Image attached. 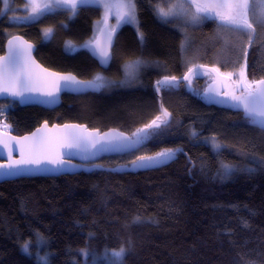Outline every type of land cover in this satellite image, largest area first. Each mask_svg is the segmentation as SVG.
Instances as JSON below:
<instances>
[{
    "label": "trees",
    "instance_id": "1",
    "mask_svg": "<svg viewBox=\"0 0 264 264\" xmlns=\"http://www.w3.org/2000/svg\"><path fill=\"white\" fill-rule=\"evenodd\" d=\"M156 1L136 0L141 33L121 25L112 63L103 70L84 49L98 33L99 7L80 6L75 15L58 8L13 23L0 0V55L9 37L21 35L37 46L35 57L45 67L109 81L98 94H65L54 110L0 101V128L22 136L43 123H78L134 136L154 120L161 112L154 83L191 67L185 28L159 19ZM218 23L198 27L199 42L191 41L189 52L205 55L202 45L215 33L227 48L221 55L211 47L202 64L233 75L243 66L251 79H264V23L253 22L251 37L238 31L230 44L217 33L234 30ZM136 60L141 65L128 79L125 67ZM158 92L171 120L149 131L138 150L73 175L0 183V264H37L38 252L48 264H107L105 255L121 247L123 264H264V130L241 112L208 104L184 83ZM166 149L179 151L164 163L130 169L139 157Z\"/></svg>",
    "mask_w": 264,
    "mask_h": 264
},
{
    "label": "snow or ice",
    "instance_id": "2",
    "mask_svg": "<svg viewBox=\"0 0 264 264\" xmlns=\"http://www.w3.org/2000/svg\"><path fill=\"white\" fill-rule=\"evenodd\" d=\"M168 4L167 10L163 7H157V14L163 22H171L173 18H183L186 24L195 26L207 19L217 20L218 26L223 30H235L248 34L250 37L255 31L253 23L250 21V13L256 16L259 22L264 23V0H165ZM4 8L9 7V0H3ZM80 6H97L104 9L105 26L107 27V17L113 13L116 19V26L123 24H134L137 22L136 18V0H46L41 4L40 0H26V8L30 10L31 15L23 17V19H34L43 14L44 11H52L57 8H62L70 11L73 15L76 14ZM115 28H109L107 31L108 43H111V35ZM51 29L45 31V38H50ZM141 40L143 35L141 34ZM251 42V41H250ZM9 55L4 64H0V92H8L12 96H24V92L31 87L32 78L27 73L25 56L30 52L31 45L27 49L14 46L13 42H9ZM95 43V42H90ZM183 47V45H182ZM93 54L100 58L102 65H107L111 59V53L107 47H101L98 43L92 49ZM245 66H246V50H245ZM141 62L135 61L127 65V75L132 78L135 76L137 69ZM203 68V65L199 66ZM218 72V68L212 69ZM195 66L188 69V73L184 75V80H189L193 75ZM229 77L232 73L227 74ZM64 87L76 91H84L87 89L100 90L105 87L109 81L101 75H96L94 79L89 81H82L76 79L74 76H67L63 78ZM177 78L164 77L162 81H158V85L175 86ZM240 85V94L233 93L230 99L235 102V106L241 108L246 118L253 124L264 128V79L258 81H248L244 67L242 66L238 73L236 81ZM52 95V93H48ZM170 114L165 109L163 116L168 117ZM166 120H162L157 116L145 129H159ZM68 127V126H66ZM77 128L79 126H71ZM143 130H137L138 142L140 133ZM195 135V133H193ZM120 135H110L105 133L103 137L94 138L90 133H72L67 137L62 145L68 149H78L80 151H87L89 148H97L100 150H112L119 145ZM27 139V138H25ZM0 143H3L0 141ZM8 147L7 144L4 145ZM219 148V145H215ZM14 150V149H13ZM34 150V149H30ZM179 151V149L175 150ZM175 151L166 149L163 152L157 153L155 157H139L142 162L140 166L149 167L156 164L164 163L174 157ZM23 155V152H21ZM52 163L63 164L62 159L49 161ZM23 163H39V161H24ZM135 163V162H134ZM20 162L17 164L0 165V169L7 168L9 173L13 168H18ZM232 171L231 167L225 166V174L228 175ZM40 242L43 238H39ZM24 251L28 252V244L24 245ZM107 254V253H106ZM110 264H123L125 257V249L123 247L118 250H113L110 253ZM37 264H48L47 257H37Z\"/></svg>",
    "mask_w": 264,
    "mask_h": 264
},
{
    "label": "water",
    "instance_id": "3",
    "mask_svg": "<svg viewBox=\"0 0 264 264\" xmlns=\"http://www.w3.org/2000/svg\"><path fill=\"white\" fill-rule=\"evenodd\" d=\"M109 28H111L110 21L107 20V27L105 25L101 27L95 39L92 41L95 43H88L84 48L103 70L109 69L112 63V52L115 46L117 34L121 29V25L115 27V31L111 35L110 44L108 43L107 38V31ZM10 40L13 42L14 46H18L23 49H27L28 46L31 45L30 52L25 56V61L26 70L32 78V83L31 87L24 92L23 97L12 96L8 92H0V101L10 100L17 102L22 107L38 106L47 110H54L62 104V97L65 94L84 95L87 93L98 94L101 92L102 88L100 90L87 89L84 91H76L64 87L63 78L67 76H74L76 79L82 81L89 80L80 79L75 74L70 72H58L45 67L35 57L37 46L21 35H13L8 38L5 44L4 53L0 55V64H4L9 55L8 42ZM96 43H98L101 47H107L110 51L111 59L107 65H102L100 58L93 54L92 49L96 46ZM200 65H203L204 67L200 68ZM213 68L215 67L205 64L195 65V71L193 74L198 71H205L213 76V81L210 82L205 88L204 92L202 93V98L210 105H216L218 107L230 109L235 112H241L246 118L244 111L241 108L236 107L235 102L230 99V96L233 93L236 95L240 94L237 90V87L231 82V79L228 75H224L220 71L214 72L212 70ZM187 73L188 70L185 74ZM184 75L180 78L176 77L178 81L176 84L185 83L188 81L183 79ZM192 76L193 75H191L189 79ZM163 79L164 77L158 79L154 83V92L157 94L161 103V112L158 116H160L162 120H166V123H168L171 120V113L167 111L170 115L168 117L163 116V111L166 108L163 106L162 96L158 92V87L169 86L157 84L158 81H162ZM48 93H52V95H48ZM250 124L261 130H264V128H261L251 122ZM74 125L79 127H71ZM140 130L143 131L140 133V139L138 142L137 133L134 136H131L118 130L101 132L100 130L90 129L86 125L78 123L54 125L43 123L37 129L22 136H16L13 133L6 132L0 128V141L3 142L0 143V165H8L10 163L17 164L20 162L19 167L13 168L11 173H9L7 168L0 169V183L27 177H53L77 174L82 170L89 169L92 164H97V162L103 158L125 155L138 150L142 146L145 136L153 129H145V126H143ZM74 132L83 134L90 133L94 138L97 139L103 137L105 133L110 135L122 134V136L120 137L119 145L112 150H100L99 146H97L95 149L89 148L87 151H80L75 148L70 150L66 147H63L62 145L66 141L67 137H69ZM5 144H7L8 147H5ZM30 149L34 150L30 151ZM21 152H23V155H21ZM59 159H62L64 163L57 164L49 162ZM24 161H39V163H23ZM141 163L142 162L138 160L130 166V169L141 168ZM120 169H122V167Z\"/></svg>",
    "mask_w": 264,
    "mask_h": 264
},
{
    "label": "rangeland",
    "instance_id": "4",
    "mask_svg": "<svg viewBox=\"0 0 264 264\" xmlns=\"http://www.w3.org/2000/svg\"><path fill=\"white\" fill-rule=\"evenodd\" d=\"M40 2H41V4H43L44 2H46V0H40ZM173 2H175V0H173ZM2 3H3V0H2ZM158 6L159 7H163L165 10H167V8H168V4L165 2V0H157L156 3H155V5H154V9H155V12H156V15L157 16H158V14H157V7ZM99 8L102 10V17H101L100 20H98L95 23V29H97V32L101 29V27H103L105 25V13H104V9L101 8V7H99ZM54 10H56V9H54ZM54 10H52V11H54ZM52 11H44L42 15H40L39 17H36L34 19H23V17L31 15L30 10L28 8H26V3L23 4V5H21V4L18 3L17 0H9V7L7 9H5L4 8V4H3V7H2V12L3 13L10 12V14H9V20L11 22H13V23H30L32 21H35V20L39 19L44 14H46L48 12H52ZM114 11L115 10H113V13L110 14L107 17V20H110V27L111 28L112 27H116V19H115ZM136 18H137V22L134 23V24H123L122 23L121 25L122 26L123 25H130V26H132L138 32V34H140L141 32H140V28H139V18H138L137 5H136ZM159 19H161V18L159 17ZM209 20H214V19H207V20L203 21L202 23H200L198 25H195V26L186 24L185 21H184V19L183 18H179V17L173 18L171 20V22H168V23H171V24L176 25L178 27H182L183 29L185 28V32H187V33H186V39H185V42L184 43H185L186 49H188L187 50V62L186 63H187V65H189L191 67L194 66V65H197V64H202V62H203V59L202 58L205 57L206 53H209V55H210L209 49L211 47H216L218 49V52L221 55L224 54V49L227 48V47L226 48L223 47V41L220 38V36H218V35H216L214 33V34H210L209 35L210 37H208L209 38L208 39V42L205 40V43H203V45H202V47H203L204 50L208 49L207 52L204 51L205 55L202 54V53L196 54L195 51L192 52V50L189 52V48H190L191 41H193L194 44H196L197 42H199L198 39H199V36L200 35H198V31L196 29L198 27H201L205 23H207ZM250 21L252 23L253 22H256V23L259 22L258 18L256 16L252 15L251 13H250ZM194 30L196 31V34H195V36L191 37V33ZM217 34L228 36V38H229L228 39V43L229 44L231 43V41H230V38L231 37L234 40H237L239 38V33H238V31H235V30L233 32H225V33H217ZM215 43L217 45H219V46L215 45ZM81 47H83V46H75L73 48H74V50H76V49H79ZM136 61H140V60H136ZM133 62H135V61H133ZM127 65L125 67V77L128 78V79H130V77L126 74L127 73ZM238 73H237L236 76H235V74L234 75L232 74V76L230 77V79H231V82L237 87V90L240 93V85L236 82L237 79H238ZM222 74H224V73H222ZM224 75H227V74H224ZM198 79H202L201 82H200V83H203V86H202L201 89H198V88L195 87L196 82L199 81ZM246 79L248 81H257V80H259V79H251L250 77H246ZM212 81H213V76L210 73L205 72V71H198L195 74H193V76L187 82H185L184 84H185V86H186L187 89H189V90H191L193 92H198L200 94V96H202L201 95L202 92L205 90V88L207 87V85L210 82H212ZM175 86H176V84H175ZM3 130L6 131V129H3ZM6 132H8V131H6ZM166 161H169V160H166ZM39 253L40 252H38V256L40 255ZM110 253H111V251L108 253V255H105V258L107 260H109V261H105L107 264H110V261H111ZM93 258L95 259V257H93Z\"/></svg>",
    "mask_w": 264,
    "mask_h": 264
},
{
    "label": "flooded vegetation",
    "instance_id": "5",
    "mask_svg": "<svg viewBox=\"0 0 264 264\" xmlns=\"http://www.w3.org/2000/svg\"><path fill=\"white\" fill-rule=\"evenodd\" d=\"M112 28H115V27H112ZM240 70H241V69H240ZM240 70H239L238 72H240ZM244 71H245L246 77H248V74H247V68L244 67ZM238 72H237V73H238ZM236 75H237V74H235V76H236ZM251 77H252V76H251ZM259 80H261V79H259ZM257 81H258V80H257ZM203 92H204V91H203ZM203 92H202V93H203ZM201 95H202V94H201Z\"/></svg>",
    "mask_w": 264,
    "mask_h": 264
},
{
    "label": "crops",
    "instance_id": "6",
    "mask_svg": "<svg viewBox=\"0 0 264 264\" xmlns=\"http://www.w3.org/2000/svg\"><path fill=\"white\" fill-rule=\"evenodd\" d=\"M110 21V20H109Z\"/></svg>",
    "mask_w": 264,
    "mask_h": 264
}]
</instances>
